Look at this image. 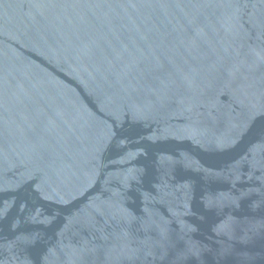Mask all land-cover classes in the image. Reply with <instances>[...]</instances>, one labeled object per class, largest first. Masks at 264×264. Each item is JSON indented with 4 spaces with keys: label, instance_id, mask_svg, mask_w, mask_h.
Segmentation results:
<instances>
[{
    "label": "water",
    "instance_id": "1",
    "mask_svg": "<svg viewBox=\"0 0 264 264\" xmlns=\"http://www.w3.org/2000/svg\"><path fill=\"white\" fill-rule=\"evenodd\" d=\"M0 264H264V0H0Z\"/></svg>",
    "mask_w": 264,
    "mask_h": 264
}]
</instances>
